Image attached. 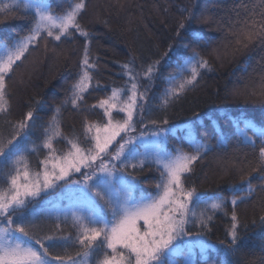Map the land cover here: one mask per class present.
Listing matches in <instances>:
<instances>
[{"label":"snow or ice","instance_id":"6c2138e0","mask_svg":"<svg viewBox=\"0 0 264 264\" xmlns=\"http://www.w3.org/2000/svg\"><path fill=\"white\" fill-rule=\"evenodd\" d=\"M243 7L246 17L229 30L233 56L257 43L264 47V0ZM87 8V0H68L59 11L50 0H0V16L28 21L22 35L11 42L0 41V264H179L177 257H183V264H193L194 249H199L202 260L210 250L221 257V264H229L240 250L241 228H247L237 207L256 193H264V127L220 111L235 129L238 143L251 149L255 159L247 165L241 163L237 169L240 183L230 185L229 197L219 193L206 197L190 186L187 181L195 165L212 150L209 141L197 138L194 127L203 126L207 114L194 112L183 142L170 147L168 136L175 129L167 112L197 86L202 70L211 71L212 66L198 44L182 53L169 43L159 59L130 56L120 63L124 84L113 86L110 94L89 106L101 110L102 116L96 120L85 117L82 133L66 135L62 109L70 104L74 110H82L93 81L100 88L95 78L99 59L90 47L93 33L82 23ZM181 13L177 38L193 20L192 9L182 8ZM209 22L207 16L199 21ZM192 35L197 42L201 39L198 32ZM78 38L83 41L79 71L52 116L43 121L36 115L37 108L30 106L21 119H11L8 81L15 69L42 43L46 55L55 52L49 49L52 42ZM173 51L182 63L158 94L157 107L163 118L145 122L151 100L157 98L149 93L155 87L161 60ZM228 54L226 46L224 55ZM216 55L221 58L218 50ZM251 59L245 58V70ZM260 82L259 91L234 89L232 94L264 100V74ZM208 119L217 146H227L218 121ZM60 141L63 147H57ZM41 153L43 158L34 169L31 157ZM145 168L159 174L154 195L139 189L137 173ZM234 168V160L224 161L225 172ZM252 173L259 174L258 185H253ZM229 203L227 240L206 242L202 237L211 231L216 213L228 216ZM259 220L264 224V214Z\"/></svg>","mask_w":264,"mask_h":264},{"label":"trees","instance_id":"16d2710c","mask_svg":"<svg viewBox=\"0 0 264 264\" xmlns=\"http://www.w3.org/2000/svg\"><path fill=\"white\" fill-rule=\"evenodd\" d=\"M67 2L68 0H50L51 6L57 11L65 7ZM87 2L88 8L82 17V23H87L93 33L90 47L92 54L99 59V71L95 73V78L99 80L100 88L97 89L93 81L82 110H74L70 104L62 109L63 132L66 135L80 134L85 117L96 120L98 116H102L101 110H91L89 106L110 94L113 86L124 84L125 78L119 75L121 72L119 65L130 56H139L143 60L159 59L168 49L169 43L177 45L182 53L190 52L192 47L198 44L212 69L202 70L197 86L169 108L167 116L170 124H176L192 120L194 112L212 113L211 117L218 121L227 138V146H217L212 121L208 118L203 122V126L195 125L197 138L209 141L212 150L195 165L187 183L195 186L198 192L206 197L216 193L229 197L230 185L240 183V173L237 169L241 163L247 165L249 161H253L256 154L238 143L232 124L219 113L226 111L234 117L243 116L258 127H264V100L258 96L235 97L232 94L234 89L259 91L260 76L264 74V60L261 59L264 57V47L257 43L241 54L233 56L230 48L233 37L229 30L234 23L239 26V22L246 17L247 12L243 5L251 7L253 4H259L260 0H87ZM182 8L193 10V20L177 38L175 30L182 18ZM237 13L240 14L239 17ZM204 16L209 17L208 24L199 23ZM27 26L28 21L24 18L0 16V41L11 42L22 35ZM193 32L200 34L201 39L198 42L194 40ZM82 45V38L65 40L63 43L52 42L49 49L54 48L55 52L50 50L45 55L42 43L38 50L28 55L8 81L11 119H21L30 106L37 108L36 115L43 121L52 116L55 107L65 99L70 85L76 79ZM226 46L229 47V54L225 56ZM217 50L220 52V59H217ZM247 56H251L252 59L245 70L244 60ZM178 63L182 61L176 51L161 60L155 87L149 93L150 97L157 98L151 100V111L145 114V122L149 118H163L164 114L157 107L158 94L166 86L165 81L176 75L174 69ZM186 134V131L169 134V146L181 144ZM249 134L251 135V132ZM63 146V141L57 144V147ZM183 146L187 149L186 142ZM41 158L43 153L40 157L35 155L31 157L34 169ZM225 160H234L236 168L225 172ZM158 175L148 168L138 172L139 189L146 195H154ZM250 179L253 185L260 183L258 173H252ZM231 209L232 205L229 203L228 216L223 212L216 213L210 225L211 231L203 238L214 242L227 240L226 232L231 224ZM237 212L242 224H247V228H241L240 250L229 259V264H264V224L259 220L264 214V193H256L247 202L239 204ZM254 219L255 224L252 223ZM48 226L50 225L45 223V227ZM177 260L182 264L180 257H177ZM195 264L220 263L218 258L208 257L206 260L196 261Z\"/></svg>","mask_w":264,"mask_h":264},{"label":"rangeland","instance_id":"374dc122","mask_svg":"<svg viewBox=\"0 0 264 264\" xmlns=\"http://www.w3.org/2000/svg\"><path fill=\"white\" fill-rule=\"evenodd\" d=\"M204 114H207V115H205L203 122L208 118V116H212L211 112L203 113L202 115H204ZM188 121H190V120H188ZM188 121H184V122H180V123H176V124H170L175 129L174 133H170V134H175V133L180 132V131H186V133H187L186 124H187ZM138 195L139 194H137V196ZM202 239H204L206 242H209V243H212V244H218V242H214L212 240H208V239H205L203 237H202ZM208 257H213V259H217L218 258V262L221 264V257L218 254L213 253L212 251L209 250L207 258ZM180 258L182 259V264H183V257H180ZM192 259H193V264H195L196 261L202 260L201 256H200L199 249H194V256H193Z\"/></svg>","mask_w":264,"mask_h":264}]
</instances>
